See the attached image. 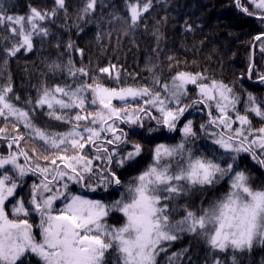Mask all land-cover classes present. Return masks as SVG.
I'll return each instance as SVG.
<instances>
[{"label":"snow or ice","instance_id":"1","mask_svg":"<svg viewBox=\"0 0 264 264\" xmlns=\"http://www.w3.org/2000/svg\"><path fill=\"white\" fill-rule=\"evenodd\" d=\"M234 3L264 27V0ZM96 4L87 0L81 18ZM55 5L51 13L30 7L27 16H14L0 3V29L8 33L0 39L13 41L4 49L7 57L32 51L34 37L49 35L41 22L64 9L65 0H55ZM126 6L132 31L152 0ZM254 41L264 53V31ZM174 59L168 57L170 67ZM49 67L55 71L61 66ZM66 68L73 83L38 89L35 101H27V111L13 102L20 98L10 82L0 85V117L11 119L18 133L0 128L9 149L0 153V264H108L111 256L117 264H157V256L167 252L164 243L185 232L221 251L251 249L256 240L264 244V189H254L241 167L242 156L248 155L264 169V96L243 87V80L253 77L264 86V73L250 63L247 74L237 78V90L235 82L217 80L207 70L176 71L170 81L153 74L143 85H129L113 64L92 69L91 75L84 67L74 68L71 60ZM127 78L143 79L131 73ZM37 112L67 130L37 126ZM194 113L206 120L197 126L189 118ZM250 116L260 118L261 126L254 127ZM175 133L178 142H156L146 150L144 141ZM202 138L209 143L197 144ZM22 142L32 147L26 150ZM144 155L150 162L122 178ZM224 180L228 191L201 214L183 206L182 219H173L182 194ZM97 192L117 196L105 201L95 198ZM117 215L121 222L110 223Z\"/></svg>","mask_w":264,"mask_h":264},{"label":"trees","instance_id":"2","mask_svg":"<svg viewBox=\"0 0 264 264\" xmlns=\"http://www.w3.org/2000/svg\"><path fill=\"white\" fill-rule=\"evenodd\" d=\"M87 0H65V8L58 9L54 16L41 22L47 28V37H34V47L30 52L21 51L15 57H7L4 49L11 46L12 40L0 39V85L11 83L19 101L16 106L28 110L27 101L37 98L38 89L53 87L57 84H72L67 68L72 61L74 68L84 67L89 70L97 67L116 65L121 70L124 83L143 85L155 74L162 81H170L176 71H203L217 80L230 85L234 82L239 89L237 78L241 73L247 74L249 64H253L258 73H264V53L254 37L264 31V27L255 16H248L239 11L234 0H152V7L144 14L138 26L128 31L129 11L127 4L135 0H97L96 7L87 16H82V9ZM9 15L27 16L30 7L41 12L51 13L56 8L55 0H0ZM251 11V7H249ZM126 21L128 23H126ZM191 30H187V26ZM6 28L0 29V37L7 35ZM71 43L74 47L69 48ZM78 50H82L83 55ZM168 57L175 59L170 63ZM5 60L7 64L5 65ZM61 67L53 71L50 65ZM176 65H179L178 67ZM149 69H152L150 72ZM139 75L143 79L132 80L127 74ZM87 79V78H85ZM253 80L244 79L243 87L257 96H264V86ZM107 86H116L105 81ZM114 103H116L114 101ZM46 111V109H45ZM198 126L206 120L202 114H192ZM254 127H260V118L250 116ZM34 123L41 128L63 132L67 126L50 120L42 112L36 113ZM0 128L11 134H18L13 121L8 122L0 117ZM24 132L23 125L19 126ZM178 133L144 141L146 150L153 143H176ZM201 146L209 142L206 138L196 142ZM26 150L32 147L31 142L21 143ZM15 150V149H12ZM9 151L7 141L0 139V153ZM150 162L144 155L134 166L124 170L122 178L136 175ZM241 167L251 177V186L264 189V169L248 155H243ZM32 179H28L31 184ZM228 191V182L221 181L214 186H194L182 194L176 204L182 206L173 216L174 220L182 219L184 207L201 214L202 208L222 197ZM117 193L97 192L95 198L108 201ZM121 222L119 215L110 223ZM166 253L157 256V264H264V244L258 240L251 249H233L221 251L214 249L206 240L194 233H182L170 244L163 245ZM179 254L172 261L168 257ZM33 264H36L35 260ZM108 264H117L115 256L108 257Z\"/></svg>","mask_w":264,"mask_h":264},{"label":"rangeland","instance_id":"3","mask_svg":"<svg viewBox=\"0 0 264 264\" xmlns=\"http://www.w3.org/2000/svg\"><path fill=\"white\" fill-rule=\"evenodd\" d=\"M255 189V188H254Z\"/></svg>","mask_w":264,"mask_h":264}]
</instances>
